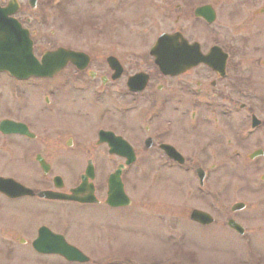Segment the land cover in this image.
<instances>
[{"label":"flooded vegetation","instance_id":"1","mask_svg":"<svg viewBox=\"0 0 264 264\" xmlns=\"http://www.w3.org/2000/svg\"><path fill=\"white\" fill-rule=\"evenodd\" d=\"M78 1L0 0L9 16L29 29L38 56L56 48L82 53L67 59L51 76L17 78L0 73L10 78L13 90L7 99L0 89V177L33 191L22 193L15 184L0 187V225L6 220L2 205L14 208L26 202V207L10 209L13 215L23 213L22 219L28 215L26 224L39 223L32 247L46 227L48 234L51 230L64 236L91 261L94 252L70 235L81 212L145 208L130 196L127 177L142 172L161 178L162 168H174L172 176L187 174L188 201L202 204L191 206L189 221L202 227L222 224L247 242L253 258L249 264H262L257 242L264 238V172L251 186L245 179L238 181L235 172L264 168V0H85L88 9L100 14L99 19L81 18L75 23L76 36L90 34L88 46L42 47L40 38L47 31L55 33L51 24L67 19ZM129 9L134 11L135 27L161 10L163 17L168 14L173 20L148 54L133 50L144 48V43L124 40ZM250 11L253 19L247 25L224 24L226 13L235 20ZM165 33L170 35L169 71L152 55ZM33 114L40 120L39 128ZM120 168L132 202L118 193L114 205L109 180ZM83 177L86 185L75 195ZM195 210L210 213L213 220L193 219ZM173 217L175 211L169 224L164 220L166 230L175 229ZM35 251L66 260L58 253ZM126 253L118 251L105 262L129 264ZM175 256V249H170L165 259L161 256L155 262H172Z\"/></svg>","mask_w":264,"mask_h":264},{"label":"rangeland","instance_id":"2","mask_svg":"<svg viewBox=\"0 0 264 264\" xmlns=\"http://www.w3.org/2000/svg\"><path fill=\"white\" fill-rule=\"evenodd\" d=\"M78 2V5L72 4L67 19L64 21L60 19L51 24L49 29L53 27L56 32L44 33L45 37H41L39 41L42 47L50 48L60 44L88 46L87 41H89L90 34L83 33L81 37L76 36L75 23L81 18L99 19L100 14L97 13L98 10L88 9L85 6V0ZM133 12L129 9L128 16L125 17V20H128L126 21L128 26L124 40L131 45L135 42L144 43V48L133 50L145 55L148 54L149 47L158 34L163 30H168L173 20L168 14L163 17L164 12L161 10L153 12L152 19L146 18L142 25L135 27L133 19L131 20ZM228 14L224 15L225 25H231L234 22L238 25H247L253 19L251 11L247 15L242 13L235 17V20ZM157 20L160 22L156 23ZM132 28H135V31H132ZM147 28L148 31H145ZM39 51L43 52V48ZM0 89L7 99H11L13 90L10 86V78L4 74L0 75ZM36 109L39 111L40 106ZM35 114L33 117H36V126L39 128L40 120ZM152 166L154 167L153 162ZM162 169L164 172L159 171L161 178H154L153 174L145 176L142 172L138 175L130 173L127 177L130 196L134 202L145 203V208L135 205L125 209L99 207L81 212L83 220L75 219L70 235L77 244L91 250L94 254L90 262L78 264H101L102 261H104L102 264H105V260L117 256L118 251H124L130 255L124 257L129 264H158L160 257L162 256V260L165 259L164 254L168 255L170 249L176 251V256L172 259L174 262L170 260L164 264H249L253 258L249 256L248 246L225 226L216 224L202 227L189 221L191 206L202 204L199 200L188 201L186 186H188L189 179L186 177L187 174L179 172L176 176H172L171 172L174 168ZM250 170L244 173L235 172L239 176L238 181L242 182L245 179L248 186H251L254 180L259 182L257 176L261 171L264 172V168ZM20 207H26V202L14 208L2 205L1 211L5 214L6 220L0 225V264H72L61 257L42 256L34 250L30 240L36 234L39 223L26 224L25 221L29 220L28 215L22 219L23 213L21 212L13 215L10 208L19 210ZM60 209V212L65 214V210ZM174 211L175 217L172 218L171 223L174 224L175 229L167 227L166 230L163 222L166 220L169 224L170 216L174 214ZM73 213L75 214L74 211ZM245 218H249L251 222L250 215H246ZM243 220L248 224V221ZM109 231L110 237L107 235ZM20 237L28 239L29 242H21ZM172 244L174 247L171 246ZM242 244L246 247H242ZM257 251L264 264V238L257 242ZM118 261L122 262V258Z\"/></svg>","mask_w":264,"mask_h":264},{"label":"water","instance_id":"3","mask_svg":"<svg viewBox=\"0 0 264 264\" xmlns=\"http://www.w3.org/2000/svg\"><path fill=\"white\" fill-rule=\"evenodd\" d=\"M9 9L0 8V71H8L11 75L18 77L28 76H49L56 74L64 65L67 59L74 58L77 53L66 49L47 51L42 59H38L33 50V42L29 32L23 29L19 23L8 15ZM158 63L164 70L171 68V47L170 35L164 34L160 37L157 45L152 49ZM113 179L112 184L114 183ZM11 183V184H10ZM14 185L13 180L0 178V187L8 188ZM17 189L22 193H27L26 187L16 183ZM85 183L75 190V195L82 190ZM121 187V186H120ZM25 189V190H22ZM31 192V191H29ZM47 194V193H43ZM53 237V236H52ZM42 235L34 242L35 247L41 252L53 253L62 252L71 261L85 262L88 260L81 251L62 242L60 247H48L49 240Z\"/></svg>","mask_w":264,"mask_h":264}]
</instances>
